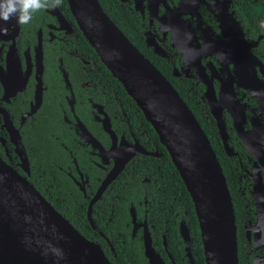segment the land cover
<instances>
[{
    "label": "flooded vegetation",
    "instance_id": "1",
    "mask_svg": "<svg viewBox=\"0 0 264 264\" xmlns=\"http://www.w3.org/2000/svg\"><path fill=\"white\" fill-rule=\"evenodd\" d=\"M114 1L117 4L112 6L126 21L121 29L126 27L142 42L137 49L163 63L170 79L182 83L188 95L196 98L200 118L216 128L215 115L224 119L233 153L223 149L240 167L233 184L242 196L247 191L254 203V182L260 179L264 186V170L237 135L233 121L235 117L242 122L243 131L254 137L264 156V77L251 65L252 47L247 44L252 38L245 34L242 38L231 5L225 10L222 28V1ZM0 25L7 28L6 35L0 34V158L32 183L63 217L68 216L77 226L87 222L91 235L86 238L97 243L112 264H148L143 233L148 230L151 235L154 217L150 211L162 195L145 186L151 181L148 176L142 174L138 179L134 175L142 170L143 164L137 162L140 157L161 155L155 131L110 78L67 0L35 12L27 24L21 25L13 17L9 24L0 21ZM238 37L246 45L239 52ZM203 74L212 81L213 106L207 103V86L200 80ZM18 135L27 156L26 167L13 141ZM127 146L157 155L133 154L95 198ZM169 205V211L174 209ZM255 210L251 217L248 212L243 224L246 239L248 234L251 238L247 239L250 247L252 231L257 228ZM174 215L179 238L170 236L164 220L155 228L160 239L151 235L152 246L164 264H195L185 250L189 246L191 252L188 224L178 210ZM181 222L189 231L186 241L180 234ZM174 246H181L182 256Z\"/></svg>",
    "mask_w": 264,
    "mask_h": 264
},
{
    "label": "water",
    "instance_id": "2",
    "mask_svg": "<svg viewBox=\"0 0 264 264\" xmlns=\"http://www.w3.org/2000/svg\"><path fill=\"white\" fill-rule=\"evenodd\" d=\"M67 3L83 36L153 127L178 171L193 202L205 264H238L232 199L222 167L197 118L165 76L106 14L99 0H67ZM219 5L223 28L226 25L227 5L223 2ZM260 37L249 42L247 47L256 46ZM238 41L239 37L235 38L237 52L246 46ZM260 72L264 77V66L260 67ZM203 75L200 80L207 86V103L213 106L216 101L212 81ZM252 81H256L254 76ZM261 83L264 86V80ZM228 103V110L231 111V99ZM217 110L220 112L219 108ZM215 117L225 152L232 154L225 121L216 115ZM233 124L237 135L258 158L264 170L263 150L255 144L252 135L243 131L240 120L236 121L234 117ZM13 141L22 166H28L19 135ZM125 150L116 160L115 168L102 183L95 198L100 196L106 183L121 171L133 154L157 155L156 152H146L136 146H127ZM253 199L257 233L253 235L251 247L259 250L264 248V186L257 178L254 182ZM89 220L91 221L90 217ZM180 234L184 241L189 239L188 228L182 222ZM247 239L251 241L250 235ZM143 246L148 264H164L152 246L148 230L143 233ZM185 250L192 263L189 246ZM0 264L112 263L97 243L83 236L32 183L0 158ZM251 264H264V253L255 255Z\"/></svg>",
    "mask_w": 264,
    "mask_h": 264
},
{
    "label": "trees",
    "instance_id": "3",
    "mask_svg": "<svg viewBox=\"0 0 264 264\" xmlns=\"http://www.w3.org/2000/svg\"><path fill=\"white\" fill-rule=\"evenodd\" d=\"M218 3L220 1H224L227 5H231V8L234 10V19L238 26V28L242 29V38L244 34L247 38H252L250 41H255L259 36L257 45L252 47V66H257L260 70L261 66H264V0H216ZM101 7L106 12V14L115 22V24L121 29L122 25L126 23L125 19L122 18L119 14V10L112 6L116 5L117 2L114 0H99ZM122 32L127 36V38L135 45L142 46V42H138L136 37H133L131 33L125 27L121 29ZM244 39V38H243ZM149 60L156 66V68L165 76V78L172 84L174 89L178 92L180 97L184 100V102L188 105L190 110L196 116L198 122L201 127L205 131L211 146L213 147L217 159L222 167L223 174L226 178V182L228 185V189L230 192V196L232 199V205L235 213V223H236V236H237V255H238V264H251L253 257L257 254H263L264 248L259 250H253L247 243V239L243 232V224L246 223L249 216L251 217V212L255 209L254 203L250 200L249 194L245 193V196L240 194V191L237 190V186L233 184L234 181L237 180V176L239 175V162L238 160L233 158H227L224 147L219 137L216 126L211 125L210 123L205 122V120L201 119L198 114L197 100L192 95H188L186 87L176 80L170 79L169 71L165 69L163 63L154 60L153 56L148 55ZM256 69L253 71V76L256 77ZM110 78L115 82L117 86H119L123 95L131 101L132 105L136 107L139 115L143 118V113L136 106L135 102L132 100L130 96L124 90L122 84L111 75L109 71H107ZM150 127V129L154 132L152 126L148 121H144ZM228 126H230V121L227 118ZM156 135V132H154ZM160 153L161 155L158 157L155 156H142L139 158L138 163H142V170L139 171V174L134 175L141 178L142 174L148 176L151 181L145 184V186L151 192H158V194L162 195L161 199H159L155 206L151 208V214L154 217V228H151L150 232L153 238L158 237L160 239L159 233L156 232L155 228L159 225L162 226L164 220L168 222L169 234L172 237L177 236V217L174 215V212L178 210L179 214L183 216L188 224L190 230V238H191V253L193 259L195 260V264H205L204 255H203V247L202 241L200 237V231L198 227L197 218L195 215L193 202L187 192L183 181L180 178L178 171L173 165L166 149L163 145L159 143ZM33 164V161H31ZM32 171H34V166L32 167ZM125 175V174H123ZM170 196V197H168ZM171 196L177 197L176 200H172ZM166 197V198H165ZM170 203H172L174 209H170ZM253 203V204H252ZM175 210V211H174ZM66 218L73 224V226L79 230L85 237L89 238L88 235H91V232L87 229L85 225L78 226L73 223L68 216ZM159 220V223L158 221ZM173 249L182 256L181 246L173 247Z\"/></svg>",
    "mask_w": 264,
    "mask_h": 264
},
{
    "label": "clouds",
    "instance_id": "4",
    "mask_svg": "<svg viewBox=\"0 0 264 264\" xmlns=\"http://www.w3.org/2000/svg\"><path fill=\"white\" fill-rule=\"evenodd\" d=\"M61 0H0V21L5 24L16 17L17 23H29L33 14L46 7H58ZM0 34H7V28L0 25Z\"/></svg>",
    "mask_w": 264,
    "mask_h": 264
},
{
    "label": "rangeland",
    "instance_id": "5",
    "mask_svg": "<svg viewBox=\"0 0 264 264\" xmlns=\"http://www.w3.org/2000/svg\"><path fill=\"white\" fill-rule=\"evenodd\" d=\"M249 231H250V230H249ZM252 233H253V235H254V234L257 233V232H256V230H255V231H252ZM248 235H249V234H248Z\"/></svg>",
    "mask_w": 264,
    "mask_h": 264
}]
</instances>
